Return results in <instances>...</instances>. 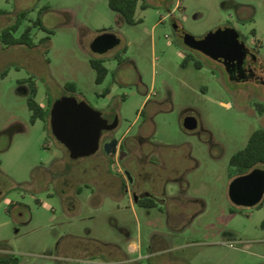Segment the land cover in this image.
<instances>
[{"label":"rangeland","instance_id":"rangeland-1","mask_svg":"<svg viewBox=\"0 0 264 264\" xmlns=\"http://www.w3.org/2000/svg\"><path fill=\"white\" fill-rule=\"evenodd\" d=\"M144 1L135 23L116 26L108 0H0V30L26 9L16 35L37 18L44 25L33 27V46L0 40V240L7 242L0 252L11 249L17 264H126L140 251L127 246V231L143 252L150 240L157 251L131 264H264V193L253 206L228 194L236 175L230 155L264 126V86L248 92V82L231 79L216 60L188 48L171 21L196 36L233 23L261 43L264 57V0H181L172 12L158 0ZM239 3L254 8L243 14ZM237 12L252 19L237 24ZM110 24L120 41L103 53L108 72L96 82L90 43ZM188 52L200 67L193 59L182 64ZM30 82L49 112L65 94L99 110L117 108L118 136L134 137L144 119V168L158 173L155 194L164 203L148 209L134 202L133 209L116 175L126 178L128 156L118 162L115 151L111 162L99 149L71 158L43 118L31 121ZM186 113L196 116L195 128L182 126ZM166 221L169 233L161 232ZM112 240L120 251H112Z\"/></svg>","mask_w":264,"mask_h":264},{"label":"water","instance_id":"water-1","mask_svg":"<svg viewBox=\"0 0 264 264\" xmlns=\"http://www.w3.org/2000/svg\"><path fill=\"white\" fill-rule=\"evenodd\" d=\"M173 27L177 26L173 25ZM181 36L187 46L198 49L216 60L231 57L240 48L238 32L230 26L217 27L200 36L183 31ZM119 40L114 31L102 30L94 35L90 47L95 53L102 54L116 45ZM116 122L117 118L108 122L98 108L92 106L86 99H79L75 95L65 94L58 97L50 108L51 130L56 138L67 147L71 158L93 154L98 147L102 129L111 128ZM196 125V116L193 114L183 116L182 126L185 129H193ZM116 144V137L106 141L104 143L105 152L114 153ZM124 153V150H120L119 157L121 158ZM124 174L128 179L131 178L127 169H124ZM263 193L264 168L258 166L236 174L228 185L230 199L240 205H256Z\"/></svg>","mask_w":264,"mask_h":264},{"label":"flooded vegetation","instance_id":"flooded-vegetation-1","mask_svg":"<svg viewBox=\"0 0 264 264\" xmlns=\"http://www.w3.org/2000/svg\"><path fill=\"white\" fill-rule=\"evenodd\" d=\"M238 5L239 7H242L243 14L245 13L246 10L245 7L250 6L254 8L253 4L250 3H239ZM242 13L240 14L237 12L234 16V20L237 24L245 23L246 18L247 20L252 19L251 15H247V17L245 18ZM171 21L173 25L177 26L174 29L177 35L179 36V38H181V40L183 41L181 33L184 30L173 16L171 17ZM226 26L234 27L237 30L238 39L240 42V48L238 49V52L231 57H225L222 60H216V59L214 60H216L221 65L222 69L227 73V75H229L231 79L241 82H248L249 84L246 86L248 92H256L260 86H264V57L260 53L261 43L259 41L250 40L249 37L240 30L238 25L236 26L235 24L231 23L221 27H226ZM251 34L252 35L256 34L255 28H251ZM187 47L190 49H194L189 46ZM194 50H198V49H194ZM200 52L203 53L202 51ZM100 111L102 116H104L108 122H112L115 118H117V122L115 126L111 128L102 129L98 140V147L95 152L101 149L102 152L108 157L109 161L111 162L114 161V157L110 155L111 153L105 152L104 143L110 140L112 137H116L117 144L115 151L118 153V158L116 161L120 162L124 160L123 159L124 156H128L129 161L124 164V169L127 168V170L130 172L131 175V178L128 179L126 175L125 178L121 172H118L117 174H120V176L122 175L120 185H122V187H124L130 193L132 200H134L138 204H141L140 203L141 200L146 199V197L152 198L155 201V203L159 202L162 198L155 194V190L158 187V183H159V178H157L158 173L156 172L154 174H147L143 163L142 141H144V139L146 138L142 136L141 129L145 120L142 119V121L138 124L137 133L135 134L134 137L127 136L126 132L118 136L115 134V132L118 130L121 120H120V113L117 110V108L105 109ZM186 114H191V113H186ZM153 146H154L153 151L156 152V156H157V158L156 159L154 158L153 161L160 166V164H162L164 160L160 155V150L158 145L153 144ZM120 150H124L125 152L121 158L119 157ZM163 169H165L164 166ZM170 172L172 173V170ZM170 172L166 178L168 180L170 179L173 180V178L170 175Z\"/></svg>","mask_w":264,"mask_h":264},{"label":"trees","instance_id":"trees-1","mask_svg":"<svg viewBox=\"0 0 264 264\" xmlns=\"http://www.w3.org/2000/svg\"><path fill=\"white\" fill-rule=\"evenodd\" d=\"M137 3L138 0H108L109 7L115 11H118L124 21L131 24L137 21V19L134 17V11ZM140 5L141 7H145L147 4L144 0H141ZM28 12L29 9L18 12L13 23L1 28L0 40L2 42L9 45H35L32 36V29L37 25L44 27L40 18H37L32 23L27 24L19 35L15 34V31L18 30L21 23L23 22V19L26 18ZM45 38L49 39L50 36L47 35ZM190 59H193L194 65L196 67L201 66V62L196 58L194 59L192 53L190 52L184 55L182 64H185ZM91 64L95 70V81L101 82L108 72V67L104 64L103 57H92ZM67 86L75 88V83H67ZM36 93V87L32 84V82H30V94L27 97V102L30 109L32 110L31 121L34 122L37 118L41 117L47 122L48 128L51 129L49 107L45 108L40 102H38V100L35 98ZM255 104L258 110L262 111L263 105L259 102H256ZM259 163L264 165V126L253 129L249 134L245 145L235 150L229 157V164L234 167L236 174L246 172L254 166H257ZM140 203L145 206H152L155 204V201L152 198L146 197V199L141 200ZM6 244V241L0 240V248L5 247ZM18 261L19 257L9 250L0 252V264H17Z\"/></svg>","mask_w":264,"mask_h":264},{"label":"crops","instance_id":"crops-1","mask_svg":"<svg viewBox=\"0 0 264 264\" xmlns=\"http://www.w3.org/2000/svg\"><path fill=\"white\" fill-rule=\"evenodd\" d=\"M160 3H162L164 6H165V9L167 10V12H172L175 8H179L180 7V3H181V0H176L175 1V3L174 4H172V1L173 0H158ZM140 2H141V0H138V3H137V5H140ZM146 4H147V2H146ZM141 6V5H140ZM137 7V6H136ZM136 9V8H135ZM113 10V9H112ZM114 11V24L116 25V26H120L122 23H124V22H126V21H124V19L122 18V16H121V14L118 12V11H115V10H113ZM135 12V11H134ZM164 15H162L161 17H163ZM160 17V18H161ZM159 18V19H160ZM159 19H157L155 22H154V24L155 23H157L158 22V20ZM127 23V22H126ZM114 25L113 24H110L109 25V27L110 28H112ZM104 27V26H103ZM105 28V27H104ZM106 30V29H105ZM109 30H112V31H114L115 33H116V35L118 36V32L116 31L117 29L116 28H112V29H109ZM119 37V36H118ZM119 39H120V37H119ZM120 41V40H119ZM115 55V54H114ZM95 56H103V53L102 54H96ZM22 87L24 88V87H26V83H23V85H22ZM29 91H30V89H29ZM29 91H27V92H29ZM26 92V93H27ZM117 175H119L120 176V174H117ZM120 177H122V175L120 176ZM182 187V186H181ZM182 191V190H181ZM165 199L166 198H164V199H161L159 202H157V203H155L154 205H152V206H145V205H142V204H139L141 207H146V208H148V209H150V208H153V207H159L158 206V204L160 203H164V201H165ZM135 201L133 200H130V203H131V206L133 207V209H134V206H133V203H134ZM135 203H137V202H135ZM159 209V208H158ZM134 211V213H135V215L137 216V213H136V211L135 210H133ZM150 210H148V212H149ZM161 211V210H160ZM138 218V217H137ZM167 222V226H168V230H164V231H161V230H158V229H154L153 231H161V232H163V233H169V232H171L172 230L170 229L171 227V225L168 223V221H166ZM109 243V245L110 244H112V246L114 247L113 249H112V251H120L121 250V248H120V244L118 243V241H115V240H112V241H110V242H108ZM104 244H106V242L104 243ZM126 244H127V246L129 247V249H131V250H134V249H138V250H140L139 251V254L137 255V256H134L133 257V259L132 260H127L126 259V264H131V262L132 261H135L137 258H142V257H150V256H152V255H155L156 253H157V251H155V250H153V242L150 240L148 243H147V245H146V250L143 252V248H142V246H141V244L139 243V240H135V239H131V237H130V235L128 234V231H127V234H126ZM9 251H11V249L9 250ZM124 254L126 255V253L124 252ZM94 256V255H93Z\"/></svg>","mask_w":264,"mask_h":264}]
</instances>
